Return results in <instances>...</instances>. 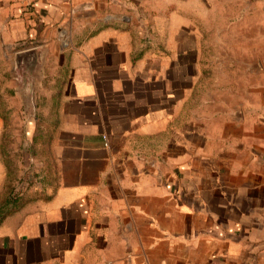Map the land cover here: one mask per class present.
<instances>
[{"label": "crops", "instance_id": "1", "mask_svg": "<svg viewBox=\"0 0 264 264\" xmlns=\"http://www.w3.org/2000/svg\"><path fill=\"white\" fill-rule=\"evenodd\" d=\"M0 264H264V0H0Z\"/></svg>", "mask_w": 264, "mask_h": 264}]
</instances>
